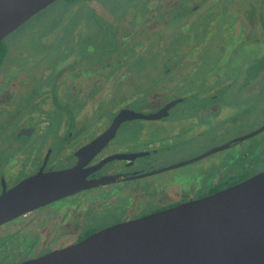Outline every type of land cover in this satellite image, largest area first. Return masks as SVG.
<instances>
[{
	"label": "rangeland",
	"instance_id": "374dc122",
	"mask_svg": "<svg viewBox=\"0 0 264 264\" xmlns=\"http://www.w3.org/2000/svg\"><path fill=\"white\" fill-rule=\"evenodd\" d=\"M251 1L80 0L74 6L66 1H56L3 39L7 53L3 66H0V84L17 91L4 89L0 96V146L13 141L19 119L27 118L37 125V134L30 141L36 155L48 135L63 132L65 124L69 122L67 110L59 107L61 102L51 105L49 99L53 95L61 100L66 98L67 84L74 87L75 91L79 88L88 90L91 100L101 99L104 102L95 104L81 95V111L78 114L75 109V115L80 116V120L97 115L103 118L99 121L94 117L84 120L86 125L82 134L81 124L77 123L72 131L78 132L74 141H80L81 136L86 137L105 125L112 116V110L120 102L123 104L134 96L130 94L136 86L147 94H153V98L159 100L157 104H163L181 85L184 90L193 86L203 89L227 82L237 85L249 82L251 85V81L258 80L254 83L255 91L243 101L238 102V97L230 90L225 96L228 105L223 103L227 108L218 121L212 117H202L194 125L192 144L183 145L178 150L176 148L171 153L161 155L162 158L157 157V162L161 159L175 161L186 153L201 154L230 138L249 133L264 122V67L256 73L250 67L264 56V0L260 2L262 5L254 16H251L252 19L247 20L253 10ZM204 20L211 23L210 33L207 27L206 30L199 27ZM220 23H224L226 29L218 36L216 32ZM179 52L184 53L182 60L181 57L176 61L169 59L180 55ZM60 68L63 70L59 71ZM169 72L173 75H166ZM110 91L115 94L111 108L107 105ZM40 98H43L41 103ZM137 98L136 101H152L147 97ZM74 99L72 101L77 105V97ZM66 104L73 110L71 103ZM39 107L42 112L39 109L37 114L30 116ZM184 109L197 110L183 105L173 110L174 117L164 123H132L118 138L142 140L136 135L135 128L147 129L151 140L155 139L152 137L154 133L161 136L163 132L174 128H178L181 135H172L174 139L188 138L190 134L184 131L187 124L181 121L184 119ZM230 114L234 115L229 118ZM42 130L43 133L38 136ZM250 147L256 149L246 158L245 167L249 170V164L255 162L257 169L264 165V132L233 150L218 153L165 176L173 178L181 188L192 183L193 176L196 185L203 180L209 183L213 176L208 175L215 176L219 170L229 168L236 155L247 152ZM13 159L9 161L12 167L3 169L7 187L17 184L34 169L33 165L29 167L24 158H15L16 163ZM100 194L103 195L98 189L77 194L58 201L49 209L36 211L35 215H26L1 226L0 260L6 262L9 259L6 257L10 256V259L17 258L16 262L24 260L32 251L29 239L39 237L40 240L35 238L31 241L38 239L40 244L45 239L53 240L55 234H62L58 229L64 227L62 223L79 219L81 215L78 212L88 206L89 198L101 202V198H97ZM97 212L90 215L88 210L93 218L101 217L97 216ZM104 220L107 218L104 217ZM47 250L36 251L34 257Z\"/></svg>",
	"mask_w": 264,
	"mask_h": 264
},
{
	"label": "flooded vegetation",
	"instance_id": "af4514ba",
	"mask_svg": "<svg viewBox=\"0 0 264 264\" xmlns=\"http://www.w3.org/2000/svg\"><path fill=\"white\" fill-rule=\"evenodd\" d=\"M261 1L262 0L251 1V5H253V10L251 11L258 10L262 5L260 4ZM196 26H198V24ZM224 26V23H220L219 30H217L216 35L220 36V33L224 32V29H226L224 28ZM199 27H202L205 30L207 27L209 33L212 30L211 23L208 21L205 22V20L199 25ZM183 54L180 53V55L178 54L179 56L170 54V56H174V58L169 57V59H174L176 61L178 57H181L180 60H182ZM47 68H49L48 71H50V67L48 66ZM62 68H60L59 71L64 69ZM168 70L172 71L173 69ZM174 70L178 69L174 68ZM164 71L168 72L166 71V69H164ZM166 75L173 74L169 72ZM178 75L180 76L181 73ZM257 82L258 80H256L255 82L251 81L250 83L253 86H251L249 82H246L247 84L244 83L240 85L232 83L228 84L227 82L222 85H216L214 87L203 89H196L193 86L191 87L192 89L188 87V89L186 90H184L183 85H181L175 92V94H173L169 98V100L163 104H157L159 100L154 99L153 94H147L146 91L140 90V88L136 86L137 89L135 87V89H133L132 93L130 94L134 96L132 98H128L129 100H126L123 104L122 102H120L119 105H122H118L117 107H115V109L112 110V116L105 125H102L98 130L89 133V135L86 137L81 136L80 141H74L77 138L76 135H78V132H74L72 131V129L77 126V123L81 124L82 134L83 128L86 125L85 121L92 119V117L94 116L84 117L82 118V120H80L79 118L81 117H77L74 110L76 109L75 111H78V114L81 111V95H83V97L87 100H91L92 97L91 93L88 90H81L79 88L75 91L73 90L74 87L67 84L65 91L67 96L66 98L61 100L58 96L53 95L49 99L51 105L55 106V104H59L61 102L59 107L65 108L67 110V113L69 115V122L65 124L66 126L63 132L58 133L59 135H54L53 133L51 135H48L46 138V142L42 144L39 153L36 155L32 150L33 143H30V141L37 134V125H34V122L29 121L27 118L24 120L19 119V122H16V129L14 131L15 138H13V141L9 144L4 143V145L0 146V151L2 152V154L0 155V193L2 192L3 188L5 190L10 188L6 186L5 182L7 177L5 175L6 173L3 172V169L12 167L9 166V161L12 157H14V163H16L15 158L20 157L24 158L28 162L29 167L32 165L34 166L33 171L23 179L34 175L41 168H43V171H59L70 168L77 164L79 160H81L82 168L88 170L86 179L90 180L99 179L101 177H112L113 180L112 182L106 183L104 185L82 190L75 194L60 198L40 208L27 212L14 220L2 224L1 226L3 227V225L5 226L6 224L20 219L26 215H35L36 211L49 209V207L53 206L55 203H58V201L60 202L68 198L75 197L77 194L97 189L102 191L103 195L100 194L101 196L99 195L97 197L101 198V202H97L96 198H89L87 201L88 206L85 207L84 210H81L80 213L78 212V215H81L78 220H67V222L62 223L64 227L58 229L62 231L63 235L61 233H57L55 234L53 240L45 239L43 242H41L42 245L38 243V239H36L35 241H31V239L39 237L34 236L29 239V244H32L30 246V249L32 251H30L31 253L29 252V254L25 256L26 258L24 260H27L33 258L36 251L40 252L44 248L48 250L42 253L71 245L83 240L94 232H97L107 226L136 219L145 215H150L152 213L175 207L182 203L210 196L218 191L233 186L257 173L263 172L264 165H260L257 169H255V162L252 165L249 164V170H247L248 168L245 167L246 158L250 153H252V150L256 149V147H250L247 152L243 151L241 155H236L234 161L230 162L231 166L229 168L219 170L215 176L212 174L208 175L213 176L212 181L209 183H207L206 180H203L196 185L195 178L193 176V179L191 178L192 183H189L184 188H181L180 184H176L177 182L174 181L173 178H167L165 176V174L167 173H171L183 167L205 161L206 159L210 158L211 156H215L218 153L237 148L240 144L245 143L246 141L263 133L264 130L247 139L241 140L242 137L254 132L261 126H263L264 122L262 123V125L256 127L249 133L230 138L222 145L202 152L201 154L188 155L186 153L175 161H164V159H161L160 162H157V157L162 158L164 154L171 153L176 148V150H178L179 148H182L183 145L192 144V141L194 139L193 136L195 133L194 125H197V122L201 121L202 117H212L215 119V121H218L219 116H222L224 114V110H226L227 108V106H223V103L225 102L226 94L230 92V90L234 92L233 95H235V97H238V102H240L243 101V99H247L248 96L255 91L253 87L254 83ZM0 85V96L4 89L13 92L17 91L15 89L13 90V88L7 87L6 85ZM232 87H234V89H231ZM70 93L71 95H76L75 97H77L78 100L77 105L72 101V98L73 100H75V97H72ZM141 96L143 98L147 97L152 101L146 102L144 99H141L139 101L135 100V97H138L137 99H139ZM109 99L110 101L107 102V105L111 108V103L115 102V94L111 91ZM39 101L41 103L43 101V98H40ZM91 101L96 104L97 102L102 100L92 99ZM66 102L71 103V107H74L73 110H70L69 105L66 104ZM226 104L228 105V103ZM183 105L197 108L196 111L186 110V107V109H184V119H182L181 121L187 124L184 131L190 134L188 138H184L182 140H180V138L174 139L175 136L172 135L181 137L180 133L178 132V128H174L169 132H163L161 136H157V134L154 133L152 135V137L155 138L154 140L149 139L150 136L147 135L149 133V131H146L147 129L138 130L137 128H135L134 131L136 135L138 134V136L142 140L138 141L136 139L130 140L131 138H118V136L122 132H124L123 130L129 128V125L132 123L141 121L143 123L157 122L158 124H161L168 121V119L174 117V112L172 114V111L183 107ZM41 107L32 112L30 116H34V114H37V111H39ZM125 107L143 114L155 113L165 107L166 109L164 116L159 119H132L123 121L118 126L116 134L110 140H108L106 144L91 158L82 157L80 155L81 153L77 154L87 144H89L92 140L102 134L110 126L113 116L121 108ZM144 109H148L149 111L143 112ZM39 112H42L41 109ZM233 115L234 114H230L228 117L231 118ZM36 118L37 117L33 119ZM94 118L99 121L103 117L97 115ZM41 133H43V130L39 132L38 136L41 135ZM50 145L52 146L51 148ZM251 166H253V169H251ZM94 167V171H90ZM88 210L89 212H91L90 215H93L94 212L98 211L97 216L101 217L93 218V216H90L88 214ZM104 217L107 218V220L102 221ZM30 231L33 236V231L31 229ZM10 257H6V259L9 258L8 260L5 259L6 262L4 260H0V264H17L24 261L22 260L16 262L17 258L15 259L12 257L10 259Z\"/></svg>",
	"mask_w": 264,
	"mask_h": 264
},
{
	"label": "water",
	"instance_id": "95a60500",
	"mask_svg": "<svg viewBox=\"0 0 264 264\" xmlns=\"http://www.w3.org/2000/svg\"><path fill=\"white\" fill-rule=\"evenodd\" d=\"M57 0H0V43ZM121 108L110 126L77 154L91 158L126 120H155ZM264 130V125L244 136ZM95 167L90 171H94ZM81 160L29 176L0 193V226L82 190L112 182L86 179ZM17 264H264V171L210 196L107 226L83 240Z\"/></svg>",
	"mask_w": 264,
	"mask_h": 264
},
{
	"label": "trees",
	"instance_id": "16d2710c",
	"mask_svg": "<svg viewBox=\"0 0 264 264\" xmlns=\"http://www.w3.org/2000/svg\"><path fill=\"white\" fill-rule=\"evenodd\" d=\"M61 1H66L67 4L75 5L80 0H61ZM81 1H84V0H81ZM250 13L251 14L249 16H247L248 17L247 20L252 19L251 16H254L255 11H251ZM2 42H3V40H2ZM2 42L0 43V66L3 65V62H4L5 57H6V53H7V50L3 46V43ZM255 62L256 63L254 65H251L250 67H251L252 71H254L256 73V71H260L261 70L260 69L261 67L262 68L264 67V56L260 57Z\"/></svg>",
	"mask_w": 264,
	"mask_h": 264
}]
</instances>
